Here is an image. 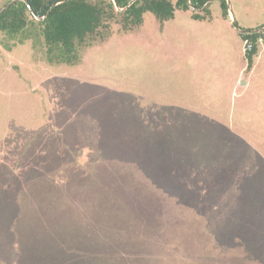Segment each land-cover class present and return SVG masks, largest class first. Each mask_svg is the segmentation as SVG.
Wrapping results in <instances>:
<instances>
[{
  "label": "rangeland",
  "instance_id": "1",
  "mask_svg": "<svg viewBox=\"0 0 264 264\" xmlns=\"http://www.w3.org/2000/svg\"><path fill=\"white\" fill-rule=\"evenodd\" d=\"M225 2L76 66L0 32V264H264V0Z\"/></svg>",
  "mask_w": 264,
  "mask_h": 264
},
{
  "label": "trees",
  "instance_id": "2",
  "mask_svg": "<svg viewBox=\"0 0 264 264\" xmlns=\"http://www.w3.org/2000/svg\"><path fill=\"white\" fill-rule=\"evenodd\" d=\"M222 16L228 18L225 0H219ZM210 0H23L0 14V32L19 44L41 39L44 57L50 65L76 66L84 51L101 45L114 33L133 34L151 13L159 26L172 20L176 10L189 11L193 20H209ZM193 9V10H192ZM245 32V31H244ZM239 33L252 49L245 52L249 72L257 56L259 39L264 33Z\"/></svg>",
  "mask_w": 264,
  "mask_h": 264
},
{
  "label": "crops",
  "instance_id": "3",
  "mask_svg": "<svg viewBox=\"0 0 264 264\" xmlns=\"http://www.w3.org/2000/svg\"><path fill=\"white\" fill-rule=\"evenodd\" d=\"M178 11H181V10H176L175 11V16H174V18L172 19V20H170V21H168V22H172V21H174L175 19H176V16H177V13H178ZM183 12H187L188 14H189V16H190V18H191V13L189 12V11H183ZM192 19V18H191ZM193 20V19H192ZM193 21H196V22H199V23H206V22H210V20H193ZM168 22H165V24H167ZM223 22H225L226 24H227V26H230V21H229V17L227 18V19H224L223 18ZM166 26V25H165ZM165 31H166V29H165V27H164V25H162L161 26V33L163 34V33H165ZM238 32L239 31H237V34H238ZM239 35V34H238ZM237 36V35H236ZM245 54H244V52H243V50L241 51V55H239V56H242L244 59H245V56H244ZM257 57V56H256ZM256 57L254 58V63H253V67L255 66V60H256ZM245 62H246V60H245ZM253 67H252V69H253ZM251 69V70H252ZM250 70V71H251Z\"/></svg>",
  "mask_w": 264,
  "mask_h": 264
},
{
  "label": "built area",
  "instance_id": "4",
  "mask_svg": "<svg viewBox=\"0 0 264 264\" xmlns=\"http://www.w3.org/2000/svg\"><path fill=\"white\" fill-rule=\"evenodd\" d=\"M260 31V32H259ZM250 33H264V29H260V30H258V31H252V32H250ZM246 34H249V33H246ZM243 42V52L245 53V52H249V51H251V49H252V44H251V42L249 41V40H244V41H242ZM262 42V40L261 39H259V43H261Z\"/></svg>",
  "mask_w": 264,
  "mask_h": 264
},
{
  "label": "water",
  "instance_id": "5",
  "mask_svg": "<svg viewBox=\"0 0 264 264\" xmlns=\"http://www.w3.org/2000/svg\"><path fill=\"white\" fill-rule=\"evenodd\" d=\"M20 1V0H13L12 2H10L8 5H6L3 9L0 10V14H2L9 6H11L12 4H14L15 2ZM23 1V0H21ZM193 10V9H192ZM243 34H246L247 32H240Z\"/></svg>",
  "mask_w": 264,
  "mask_h": 264
}]
</instances>
